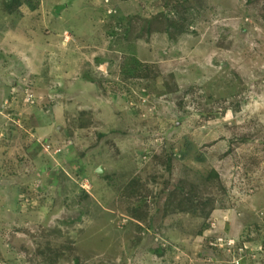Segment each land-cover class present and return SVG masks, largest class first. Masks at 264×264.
<instances>
[{
  "label": "rangeland",
  "instance_id": "rangeland-1",
  "mask_svg": "<svg viewBox=\"0 0 264 264\" xmlns=\"http://www.w3.org/2000/svg\"><path fill=\"white\" fill-rule=\"evenodd\" d=\"M10 1L0 264H264V0Z\"/></svg>",
  "mask_w": 264,
  "mask_h": 264
},
{
  "label": "trees",
  "instance_id": "trees-1",
  "mask_svg": "<svg viewBox=\"0 0 264 264\" xmlns=\"http://www.w3.org/2000/svg\"><path fill=\"white\" fill-rule=\"evenodd\" d=\"M27 2H29L30 4L33 3L32 8H34L35 6H37L40 3L39 0H11L10 3L6 4V6H7L8 11L11 12L12 10H17L19 7L23 6ZM145 82H147V81H145ZM129 88L131 89L130 85H129ZM142 91L144 93L148 92L147 90H142Z\"/></svg>",
  "mask_w": 264,
  "mask_h": 264
},
{
  "label": "built area",
  "instance_id": "built-area-1",
  "mask_svg": "<svg viewBox=\"0 0 264 264\" xmlns=\"http://www.w3.org/2000/svg\"><path fill=\"white\" fill-rule=\"evenodd\" d=\"M131 86L132 91H142L147 89L146 85H140L136 83H132Z\"/></svg>",
  "mask_w": 264,
  "mask_h": 264
}]
</instances>
